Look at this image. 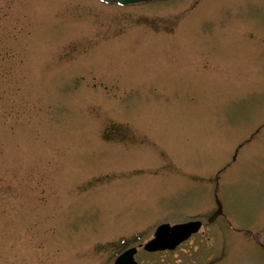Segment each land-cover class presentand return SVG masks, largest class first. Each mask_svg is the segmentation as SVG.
Segmentation results:
<instances>
[{
    "label": "rangeland",
    "instance_id": "1",
    "mask_svg": "<svg viewBox=\"0 0 264 264\" xmlns=\"http://www.w3.org/2000/svg\"><path fill=\"white\" fill-rule=\"evenodd\" d=\"M216 196L264 264V0H0V264H111Z\"/></svg>",
    "mask_w": 264,
    "mask_h": 264
},
{
    "label": "flooded vegetation",
    "instance_id": "2",
    "mask_svg": "<svg viewBox=\"0 0 264 264\" xmlns=\"http://www.w3.org/2000/svg\"><path fill=\"white\" fill-rule=\"evenodd\" d=\"M216 200L219 201L217 196ZM186 223H194L197 229L184 239L177 241L171 229L157 237V229L163 224L172 227ZM159 226L151 233L120 238L113 245L115 251L111 264L124 256L127 259L121 264H248L249 244L246 240L256 239L247 227H240L229 220L223 205L220 209L218 202L216 208L207 214H195L194 217L167 221ZM153 241L159 244L151 245ZM258 244L264 250V245Z\"/></svg>",
    "mask_w": 264,
    "mask_h": 264
},
{
    "label": "water",
    "instance_id": "3",
    "mask_svg": "<svg viewBox=\"0 0 264 264\" xmlns=\"http://www.w3.org/2000/svg\"><path fill=\"white\" fill-rule=\"evenodd\" d=\"M103 1L108 2V3L117 2L121 5H129V4H136V3H143V2H150V1H157V0H103ZM219 206L221 209L222 204L220 202H219ZM169 229L172 230L173 236L178 239L177 241H179V239L180 240L184 239L188 235H190V233H192L193 231H196L197 228H195L194 223L179 224V225H175L172 227L168 224H163L159 226L157 229V237L159 238L162 237L163 234L167 232ZM154 243L159 244L158 241H153L151 245H153ZM124 259L125 260L127 259L126 256L118 259L115 264H121Z\"/></svg>",
    "mask_w": 264,
    "mask_h": 264
}]
</instances>
